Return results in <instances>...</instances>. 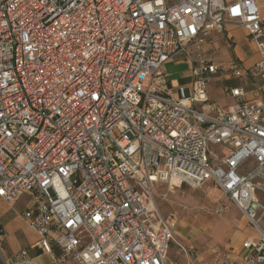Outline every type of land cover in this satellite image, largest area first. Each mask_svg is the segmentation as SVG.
<instances>
[{"label":"built area","instance_id":"2783aa9c","mask_svg":"<svg viewBox=\"0 0 264 264\" xmlns=\"http://www.w3.org/2000/svg\"><path fill=\"white\" fill-rule=\"evenodd\" d=\"M260 10L258 0H0V200L28 196L34 247L74 264H172L178 219L157 198L214 182L257 232L237 264H264V102L226 88L225 111L208 94L220 70L264 78ZM229 21L257 41L247 71L203 52ZM192 52V82L169 81L165 64ZM27 258L0 247V264Z\"/></svg>","mask_w":264,"mask_h":264},{"label":"crops","instance_id":"0c3cea01","mask_svg":"<svg viewBox=\"0 0 264 264\" xmlns=\"http://www.w3.org/2000/svg\"><path fill=\"white\" fill-rule=\"evenodd\" d=\"M258 2L261 4V15L264 16V0H258ZM262 40L264 41V36ZM203 52L219 64L237 60L246 71L261 58L257 41L240 24L230 21L226 23L223 33L215 34L211 42L203 47ZM189 56L192 66L195 61V52ZM183 60H172L166 64ZM213 80L220 83L216 85L208 83V94L222 110H228L234 103V98L225 91L226 88L242 87L246 92V99L264 102V78L260 76L247 73L238 77L230 71L220 70L210 79V81ZM172 81L180 85L178 79ZM14 207L13 204L0 200V225L3 229L0 247L4 257H10L26 249L28 258L21 264H74L70 258H61L62 251L58 247H53L51 250L34 247L39 235L22 215L12 213ZM246 223L247 226L244 227V231H240L236 243L227 245L219 240L208 226L198 227L187 220L178 222L175 233L176 242L169 251V260L172 264H237L238 260L247 253L245 242L250 238H257L256 230L249 225L247 219ZM179 245L190 246L193 249L187 252Z\"/></svg>","mask_w":264,"mask_h":264},{"label":"rangeland","instance_id":"374dc122","mask_svg":"<svg viewBox=\"0 0 264 264\" xmlns=\"http://www.w3.org/2000/svg\"><path fill=\"white\" fill-rule=\"evenodd\" d=\"M178 59L184 60L175 62ZM189 59L190 56L183 55L165 65L169 81L178 79L180 85L192 82V66ZM208 83L216 85L220 82L213 80ZM221 102L224 103V101ZM211 149L219 155H224L220 145L212 144ZM160 190L165 191L166 186H162ZM27 202V195L20 196L11 203L15 206L12 213L22 215ZM157 203L164 216L173 214L178 222L187 220L195 223L198 227L208 226L211 228V232L213 231L215 236L227 245L235 244L240 231H244V227L247 226L246 218L243 217L242 212L214 182L205 183L197 188H192L187 184L175 187L168 193L166 199L158 197Z\"/></svg>","mask_w":264,"mask_h":264},{"label":"trees","instance_id":"16d2710c","mask_svg":"<svg viewBox=\"0 0 264 264\" xmlns=\"http://www.w3.org/2000/svg\"><path fill=\"white\" fill-rule=\"evenodd\" d=\"M1 226V225H0Z\"/></svg>","mask_w":264,"mask_h":264}]
</instances>
